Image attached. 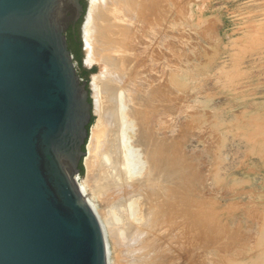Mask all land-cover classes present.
<instances>
[{"label": "rangeland", "instance_id": "rangeland-1", "mask_svg": "<svg viewBox=\"0 0 264 264\" xmlns=\"http://www.w3.org/2000/svg\"><path fill=\"white\" fill-rule=\"evenodd\" d=\"M168 8L153 25L165 44L156 35L142 55L148 75L135 76L158 81L148 77L122 100L125 137L141 162L133 179L148 190L94 199L108 264H264V0H171ZM85 31L92 80L100 67L88 62ZM100 103L95 96L87 145Z\"/></svg>", "mask_w": 264, "mask_h": 264}, {"label": "water", "instance_id": "water-1", "mask_svg": "<svg viewBox=\"0 0 264 264\" xmlns=\"http://www.w3.org/2000/svg\"><path fill=\"white\" fill-rule=\"evenodd\" d=\"M84 1L0 0V264H108L77 183L96 113L84 31L105 0Z\"/></svg>", "mask_w": 264, "mask_h": 264}, {"label": "bare ground", "instance_id": "bare-ground-1", "mask_svg": "<svg viewBox=\"0 0 264 264\" xmlns=\"http://www.w3.org/2000/svg\"><path fill=\"white\" fill-rule=\"evenodd\" d=\"M170 2L171 0H105L86 25L85 43L88 51V62L97 63L100 67V73L98 76H93L92 84L95 96H98L101 106L98 129L93 133V138L87 145L86 156L83 159L86 174L81 182L77 179V183L95 214L97 209L94 205V199L96 200L98 196L107 199L116 197L119 202L125 199L132 200L142 191L146 192L148 190L145 184L133 179L140 174L141 169H139V161H137L131 149V145L136 142L128 141L125 137L127 118L123 113L122 100L124 91L136 89L137 86L143 85L148 77L150 79L152 77L150 74V76L143 79L144 75L141 76L143 77V80H141L136 79L135 76L145 64L142 63L143 58L148 57L144 56V52L151 49V43L156 41V35L159 39L157 40L162 42L161 45L165 44L166 35L157 34L153 25H156V23L162 25L164 15L166 13L169 15V12H171L168 8ZM165 8L166 11H164ZM162 65L163 63L160 64V67ZM144 72L147 74L148 70L146 72L144 69ZM144 72L140 73L143 74ZM151 80L156 81L157 79L154 80L153 78ZM163 80L162 84H164ZM162 84L158 86L161 92L163 91ZM148 85H151L150 82ZM142 87L144 88V86ZM143 88H140V90ZM148 88L145 89L148 90ZM150 142L147 145H150ZM147 149L149 151L150 147ZM149 157H151L150 160H157L156 150L149 151ZM161 157L163 158L162 154ZM139 158L141 157L139 156ZM159 190L162 191L160 193H163V187ZM147 194L150 195L151 193L148 192ZM160 197L164 202L166 198L164 194H160ZM159 213L161 214V212ZM149 218L151 219V217ZM131 231L133 230L131 229ZM133 234L138 236L140 233L134 229ZM153 248L155 247L152 246L148 249V252H150L149 257L153 255ZM154 255L156 256V252H154ZM143 256L141 254L138 256V253L137 256L134 255L135 259L138 257L143 258ZM142 260L149 262L148 258ZM142 260L139 259L140 262ZM136 261L138 260L136 259Z\"/></svg>", "mask_w": 264, "mask_h": 264}, {"label": "trees", "instance_id": "trees-1", "mask_svg": "<svg viewBox=\"0 0 264 264\" xmlns=\"http://www.w3.org/2000/svg\"><path fill=\"white\" fill-rule=\"evenodd\" d=\"M80 2H81V5L83 7V11H85V1L80 0ZM80 20H79V22H80ZM79 22H78V24H79ZM78 24L76 25V28H75V32H74L75 34L72 33L70 27L68 28V30L66 32V37H67V43H68L69 51L73 55L74 60L80 64L81 63V55H80L81 42L77 36L76 37L74 36V35H76ZM85 76H86V74L82 73V77H85ZM92 122H93V117L91 118L90 126H91ZM79 169H80V175H82L83 174V168H82L81 164L79 166Z\"/></svg>", "mask_w": 264, "mask_h": 264}, {"label": "flooded vegetation", "instance_id": "flooded-vegetation-1", "mask_svg": "<svg viewBox=\"0 0 264 264\" xmlns=\"http://www.w3.org/2000/svg\"><path fill=\"white\" fill-rule=\"evenodd\" d=\"M81 19V18H80ZM79 19V20H80ZM79 22V21H78ZM78 22L75 24V26H74V28L73 29H71V31H72V33H74L75 32V28H76V25L78 24ZM75 34V33H74ZM75 37L77 36V32H76V35H74Z\"/></svg>", "mask_w": 264, "mask_h": 264}]
</instances>
